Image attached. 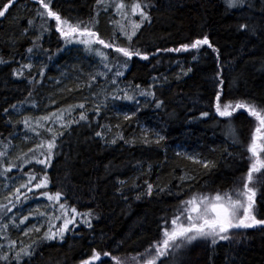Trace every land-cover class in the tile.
Here are the masks:
<instances>
[{
    "label": "trees",
    "instance_id": "trees-1",
    "mask_svg": "<svg viewBox=\"0 0 264 264\" xmlns=\"http://www.w3.org/2000/svg\"><path fill=\"white\" fill-rule=\"evenodd\" d=\"M4 3L5 0H0V5ZM125 3H130V0H125ZM151 3L154 5L151 24L145 23L138 33V43L144 50L151 52L158 47H177L208 35L214 46L219 48L221 62L227 65L223 73L226 78L224 96L231 100L246 99L264 104V4L261 0H254V7L243 16L233 10L226 11L222 0H151ZM37 7L34 0H18V5L9 9L10 14L0 18V57L11 61L0 65V139L12 138L13 128L8 119L16 121L19 117L10 105L23 101L29 90L34 89L29 102L34 101L38 106L34 109L25 107L22 114H47L89 96L90 89L84 85L89 74L98 68V58L84 49L64 48L63 41L53 31L45 34L40 42L42 47L49 53H56L57 48L64 50L51 60L46 56L35 58L32 75L41 83L30 88L26 80L13 77L12 69L18 67L17 61H24L26 49L37 35L35 30L21 34L28 27V19L35 17L36 27H39L40 19L35 16ZM53 7L63 17L87 21L94 15L96 3L95 0H53ZM110 13L111 9L99 16L97 29L104 39L113 34L111 21L119 19ZM133 19L139 20V17ZM244 22L249 28L241 32L239 24ZM192 55L191 52L161 53L150 61L134 57L129 62L121 86L140 84L146 88L152 83L153 76L159 77L161 83L154 91L164 101V108L155 109L148 104L132 120L125 121L123 112L134 111V106L127 102L113 104L108 101L109 107L115 110L102 109L99 116L89 111V119L95 117L91 128L83 123L73 125L71 134L66 132L60 138L64 142L63 148L48 170L52 181L50 189L62 190L70 205L80 212L94 210L99 219H93L92 229L81 225L74 232L66 233L63 243L51 241L41 244L32 264H81L91 258L93 250L100 253V259L92 264H114L112 256L143 251L158 238L160 218L171 212L177 197L169 195L167 190L159 192L156 186L175 192L181 183L180 177L188 173L195 176L193 188L189 191L214 193L232 188L246 175L243 147L232 145L226 135L224 118L215 117L211 106L213 92L217 90L214 79L216 54L205 46L197 60H193ZM157 59L159 64H156ZM41 65H46L42 78L38 75ZM181 65L191 67L192 71L178 79ZM165 76L167 82L163 81ZM97 86L94 84L92 91ZM89 99L91 101V97ZM138 99L143 103V97ZM91 107V102L86 104V108ZM5 108L10 109L9 113L3 112ZM206 110L210 112L209 117L201 118L200 113ZM79 111L77 109L73 116ZM241 113L242 110L235 114L234 126L240 140L247 143L254 121L246 113ZM98 124L113 126L111 133L105 128L109 138L118 132L128 139L140 137L141 129L147 128L160 132L165 140L160 145H144L139 140L131 146L123 141L115 145L105 144L94 135L96 130H100ZM117 124L120 128L115 127ZM22 129V124H16L17 133L22 135ZM13 145H20L24 151L31 146L15 138ZM177 152L214 161L215 167L206 170L185 156H178ZM106 165L110 166V172L106 171ZM118 180L127 183L121 186ZM145 181L154 185L153 194L136 199L137 192L146 190ZM133 182L138 187H132ZM118 187H122V194L117 192ZM187 194L186 191L184 195ZM256 211L258 217L264 216V200H261L260 193ZM8 232L9 238L18 244L29 242L20 238L11 226ZM0 243L7 242L0 240ZM106 251L109 252L107 257L103 255ZM178 260L179 264H264V231L246 230L232 243L221 242L214 249L204 242H197Z\"/></svg>",
    "mask_w": 264,
    "mask_h": 264
},
{
    "label": "snow or ice",
    "instance_id": "snow-or-ice-1",
    "mask_svg": "<svg viewBox=\"0 0 264 264\" xmlns=\"http://www.w3.org/2000/svg\"><path fill=\"white\" fill-rule=\"evenodd\" d=\"M222 2L225 4L226 11L233 10L240 16L254 7V0H222ZM34 3L38 5L35 16L40 19L39 27H36L35 17L28 19V27L21 34L26 35L29 30H35L37 35L32 39L31 46L26 49L27 56L24 61L16 62L18 67L12 69V76L26 80L30 88L33 85H39L41 80L32 75L35 58L46 56L47 60H51L55 54L73 44L83 46L87 53L98 58V68L89 74L88 81L84 85L90 89L89 96L84 97L79 103L69 104L39 116L23 115L25 107L34 109L38 106L34 101L29 102L33 89L29 90L28 96L19 104L10 105V109L17 114L19 119L16 121L8 119V123L13 128L10 133L12 138L0 139V195L3 196V201H0V240L7 242L6 244L0 243V262L3 264H32L33 257L41 244L51 241L63 243L66 233L74 232L75 228L81 225L92 229L93 219H99L94 210L80 212L75 206L70 205L62 190L52 191L50 189L52 181L48 170L63 148L64 142L60 138L66 132L71 134L73 125L83 123L89 128L93 126L92 120L95 117L90 120L89 111L99 116L102 109L115 110L110 108L106 102L110 101L113 104L117 101L127 102L135 108L134 111L123 112V119L130 121L145 105L152 104L155 109L164 108V101L158 98L154 91L161 83L159 77L153 76L152 83L146 88H142L140 84L121 86L129 62L134 57L141 61H150L153 57H159L161 53L181 52H191L192 59L197 60L201 55V49L205 46L216 54L217 72L214 79L217 90L213 92L211 105L214 116L224 118L226 135L232 145L243 147L246 155L242 158L247 161L246 175L232 188L217 190L214 193L189 191L193 188L192 182L195 181V176L188 173L180 177L181 183L177 185L175 192L156 186L159 192L167 190L169 195L177 197V202L171 212H166L160 218L158 238L150 242L143 251L123 256L114 255L112 260L114 264H179L178 258L197 242H204L214 249L221 242L232 243L246 230L264 231V216L258 217L256 211L258 193L261 194V200H264V104H257L246 99L231 100L224 96L223 86L226 78L223 73L227 65L221 62L219 48L214 46L208 35L182 43L177 47H158L149 52L139 45L138 33L145 23L151 24V8L154 7L151 0H130V3H125V0H95L94 15L87 21L63 17L57 10H54L53 0H34ZM261 3L264 4V0H261ZM14 5H18V0H5V3L0 5V18H6V14H10L9 9ZM109 9H111L110 15L119 19L111 21L114 27L113 34L108 39H104L99 34L97 25L101 12L108 13ZM137 16L139 20L133 19ZM248 28L247 22L239 24L241 32ZM53 31L63 41L64 48H57L56 53H49V50L43 48L40 42L45 34ZM253 34L255 35V32ZM106 50H111V52ZM10 62L0 57V65ZM159 62L157 59L156 64ZM156 64H153V67H156ZM45 68L46 65L39 67V77H44ZM191 71V67L184 68L181 65V73L177 75V78L179 79L181 75L186 76ZM163 81L167 82L166 76L163 77ZM94 84L98 86L95 91H92ZM101 95L104 99L97 102L96 98ZM138 97L144 98L143 103ZM89 102L93 104V107L86 108ZM10 109L5 108L3 112L7 114ZM77 109L80 111L73 116ZM241 110V114L246 113L247 117L254 121L247 143L240 140L234 126L233 118ZM209 115L210 112L207 110L200 113L201 118H208ZM16 124L23 125L22 135L16 132ZM97 127L100 130H96L94 135L105 144L115 145L118 141H123L131 146L139 140L144 145L153 143L160 145L165 140V136L160 132L150 131L147 128L141 129L140 137L128 139L118 132L109 138L105 134V128L108 133H111L113 126L98 124ZM115 127L120 128V125L117 124ZM13 138L20 140L22 144L31 146L24 151L20 145H13ZM14 148L18 151L14 152ZM177 155H183L186 159L209 171L215 167L214 161L180 152H177ZM105 168L106 171H111L110 166L106 165ZM14 169L16 174L10 176L9 174L13 173ZM126 183V181L118 180L121 186ZM145 184L147 185L146 190L137 192L136 199L142 196H152L154 185L147 181ZM132 187L135 188L138 185L133 182ZM186 191L187 196L184 195ZM117 192L122 194V187H118ZM123 198L127 199V196ZM41 199L47 203L37 205L35 208L28 207L27 214H25V205L30 200L39 201ZM30 218L35 220V223L25 226ZM10 226L23 237H28L29 242L21 241L18 244L16 240L10 239L7 235ZM103 255L107 257L109 252L106 251ZM99 259L100 253L93 250L91 258L83 260L81 264H92L93 261Z\"/></svg>",
    "mask_w": 264,
    "mask_h": 264
},
{
    "label": "rangeland",
    "instance_id": "rangeland-1",
    "mask_svg": "<svg viewBox=\"0 0 264 264\" xmlns=\"http://www.w3.org/2000/svg\"><path fill=\"white\" fill-rule=\"evenodd\" d=\"M69 46H73V47L75 48L74 50H79V51H81V49H83V46H81V45H75V44H73V45H69ZM67 49H68V48H67ZM96 99H97V102H99V100H103L104 97H103V95H101V96L97 97ZM15 174H16V172H15V173H12L11 175H15ZM0 201H3V196H2V195H0ZM46 203H47V201H45V200H43V199H41V200H39V201H37V200H30V201L28 202V204L25 205V214H27L26 210H27L28 207L35 208L37 205H42V204H46ZM14 212H15V209H14ZM9 215H11V214H9ZM31 223H35V220H33V219L30 218V220L26 222V225H25V226H27L28 224H31ZM22 227H24V226H22ZM42 231H43V229H42ZM16 233L20 235V238H24V239H26V240H29L28 237H23V236H22L20 233H18L17 231H16ZM8 234H9V232L7 233V235H8Z\"/></svg>",
    "mask_w": 264,
    "mask_h": 264
}]
</instances>
